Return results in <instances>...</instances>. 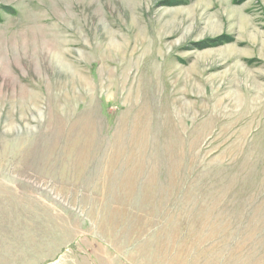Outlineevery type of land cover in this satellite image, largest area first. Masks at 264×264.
<instances>
[{"label":"rangeland","instance_id":"obj_1","mask_svg":"<svg viewBox=\"0 0 264 264\" xmlns=\"http://www.w3.org/2000/svg\"><path fill=\"white\" fill-rule=\"evenodd\" d=\"M0 264H264V0H0Z\"/></svg>","mask_w":264,"mask_h":264}]
</instances>
